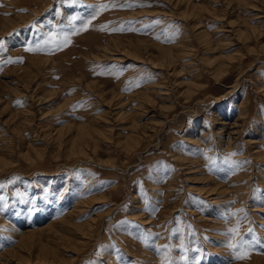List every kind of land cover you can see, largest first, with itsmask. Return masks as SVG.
Masks as SVG:
<instances>
[{"label":"rangeland","instance_id":"374dc122","mask_svg":"<svg viewBox=\"0 0 264 264\" xmlns=\"http://www.w3.org/2000/svg\"><path fill=\"white\" fill-rule=\"evenodd\" d=\"M0 42V264H264V0H0Z\"/></svg>","mask_w":264,"mask_h":264},{"label":"snow or ice","instance_id":"6c2138e0","mask_svg":"<svg viewBox=\"0 0 264 264\" xmlns=\"http://www.w3.org/2000/svg\"><path fill=\"white\" fill-rule=\"evenodd\" d=\"M132 5H122L121 7H131ZM111 7H116V5H112ZM109 8L107 4H100L93 8V11L87 17H78V16H70L68 18V23L63 26V31L57 33L49 32L45 34L43 41L37 40L31 44L26 45V50L31 52L36 51H44L45 48L49 46H54L53 51L56 49H61L63 46L70 43V37L73 34H78L82 30H86L87 27L92 23V20L96 18L100 14V12ZM113 31L123 30V29H112ZM5 51L2 42H0V54ZM50 54V53H49ZM12 62H22V58H18L17 60L8 59L5 63ZM235 155V154H232ZM243 219H247V217H243ZM250 237L245 238L243 236L240 237L238 241L235 243L232 240L239 235V224L232 229H229L230 239L228 243V247L232 249L234 253V258L237 260H243L248 258L251 251H253L258 243H260L259 239L255 237L254 230L250 229Z\"/></svg>","mask_w":264,"mask_h":264}]
</instances>
